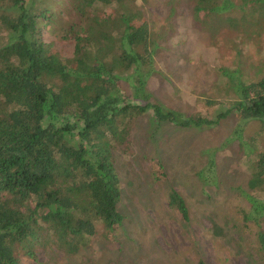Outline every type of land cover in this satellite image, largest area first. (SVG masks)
I'll use <instances>...</instances> for the list:
<instances>
[{"label": "trees", "instance_id": "obj_1", "mask_svg": "<svg viewBox=\"0 0 264 264\" xmlns=\"http://www.w3.org/2000/svg\"><path fill=\"white\" fill-rule=\"evenodd\" d=\"M136 1L69 0L77 18L66 28L74 52L64 60L41 38L50 0H0V264H20L18 247L39 239L76 253L98 222L110 232L122 224L113 152L138 117L151 113L158 124L201 129L236 115L264 126V70L248 77L241 67H221L228 105L213 116L156 102L147 89L154 38ZM243 4L264 11V0ZM235 5L195 0L193 10L222 18ZM248 187L264 189V146ZM246 197L247 217L264 220V200ZM168 199L188 219L176 190ZM257 238L264 257V231Z\"/></svg>", "mask_w": 264, "mask_h": 264}, {"label": "rangeland", "instance_id": "obj_2", "mask_svg": "<svg viewBox=\"0 0 264 264\" xmlns=\"http://www.w3.org/2000/svg\"><path fill=\"white\" fill-rule=\"evenodd\" d=\"M50 1L41 38L65 60L74 52L73 41L64 38L66 28L77 17L69 0ZM194 1L136 5L154 38V70L147 81L154 100L208 117L228 105L221 67H241L248 77L264 70V11L234 0L222 18L195 15ZM263 146L258 120L245 123L229 115L212 127L185 129L158 124L151 113L138 117L113 152L122 224L110 232L98 222L76 253L51 240L29 241L16 250L20 264H264L257 238L264 220L247 217L246 197L264 200V189L248 187L251 164ZM171 189L183 197L188 219L170 206Z\"/></svg>", "mask_w": 264, "mask_h": 264}]
</instances>
